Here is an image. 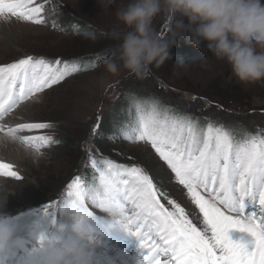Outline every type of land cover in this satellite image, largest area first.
I'll use <instances>...</instances> for the list:
<instances>
[{
	"label": "rangeland",
	"instance_id": "obj_1",
	"mask_svg": "<svg viewBox=\"0 0 264 264\" xmlns=\"http://www.w3.org/2000/svg\"><path fill=\"white\" fill-rule=\"evenodd\" d=\"M35 3L44 7L41 13L43 23L0 17V65L31 55L52 61L77 62L80 71L51 89H45L37 98L5 118L8 127L25 122L50 123V129L18 135L48 134L57 141L40 153L25 148L19 141L0 146V163L10 164L12 170L22 177L17 181L0 176V183L6 184L11 193L0 208V214L9 218L14 226L8 264H37L41 243L32 238L33 233L49 240L69 236L81 239L91 254L90 259L92 256L98 259L97 254L93 255L97 252L103 264H108V258L111 261L113 258L109 256L104 260L107 254L100 245L101 241L105 248L104 240L113 245L112 250L108 247L112 254L122 251L119 245L132 247V251L123 249L121 254L127 257L123 262L142 264L143 249L138 237L117 222L110 212L102 211L90 200L86 203L93 213L86 220L89 233L83 237L74 231L77 223L74 209L60 205L47 214L45 212L47 205L63 198L67 185L77 175L87 183H90L89 177L90 184L99 186V174L89 160V153L99 156L94 147L96 134L92 133L93 127L97 122L100 126L106 125L103 132V138H106L109 123L119 130L133 122L137 113L130 102L138 95H146L159 101V107L168 109L170 114L180 112L178 115H190L202 124L212 122L229 129L238 126L255 134L264 128V80L239 83L232 75L230 65L225 60L215 59L208 51L206 41L199 49L188 43V33L169 50L170 58L163 65H153L146 74L138 77L125 69L119 60L122 36L130 29L118 19L117 14L126 9L131 0H112L107 8L101 7L99 0H35ZM170 23L164 13L157 15L151 22L153 32L161 39L170 38ZM110 62L118 65L115 73L107 68ZM149 97L145 100L153 101ZM0 136L5 134L0 133ZM60 141H66V144ZM105 144L114 146L116 150L103 158L116 164L144 168L159 191L166 194V199L161 197L166 208L171 210L168 201H175L198 228L205 227L203 216L187 189L175 180V174L150 144L115 136ZM246 206L251 208V212L256 209L248 201ZM30 210L37 211L40 216L34 218L35 212ZM27 212L30 215L24 217ZM17 218L22 220L17 221ZM30 220L33 222L27 223ZM229 237L244 243L251 240L247 233L238 230H231ZM133 240L139 250L131 242ZM17 241L20 246H17ZM165 259L161 256V263Z\"/></svg>",
	"mask_w": 264,
	"mask_h": 264
},
{
	"label": "snow or ice",
	"instance_id": "obj_2",
	"mask_svg": "<svg viewBox=\"0 0 264 264\" xmlns=\"http://www.w3.org/2000/svg\"><path fill=\"white\" fill-rule=\"evenodd\" d=\"M43 10L35 0H0V17L40 24ZM78 71L77 62L31 55L0 65V133L36 153L57 143L48 134L18 135L50 129V123L8 127L5 118ZM132 105L137 118L119 128L120 134L131 142L151 145L175 180L187 189L205 227L198 228L175 201H168L171 210L166 208L161 203L166 194L144 168L116 164L91 153L89 160L99 174V186L75 176L63 198L46 206V214L63 205L76 211L78 229L87 227L86 220L93 213L86 203L90 200L138 237L142 264H161V256L166 257L163 264H264V128L251 134L170 114L155 101L133 99ZM99 127L97 122L94 135ZM0 176L22 179L5 163H0ZM246 201L256 207L250 216L245 215ZM231 230L247 233L251 240L233 241ZM45 239L40 237L41 247Z\"/></svg>",
	"mask_w": 264,
	"mask_h": 264
},
{
	"label": "clouds",
	"instance_id": "obj_3",
	"mask_svg": "<svg viewBox=\"0 0 264 264\" xmlns=\"http://www.w3.org/2000/svg\"><path fill=\"white\" fill-rule=\"evenodd\" d=\"M99 2L101 7L107 8L112 0ZM161 13L171 22L172 35L168 39H161L152 29L153 18ZM117 15L130 29L122 36L119 60L125 69L138 77L146 74L153 65H163L170 58L169 50L188 33V43L199 49L206 41L208 51L215 59L225 60L230 65L231 73L239 83L264 80L262 0H131ZM107 68L113 73L118 71L115 62L108 63ZM14 141L17 140L11 136H0V146ZM10 195L7 185L0 183V208ZM74 231L80 237L89 233L87 227H75ZM13 234L12 222L0 214V264L9 262V242ZM41 236L32 234L33 239L40 240ZM17 246H20L19 241ZM90 256L81 239L71 236L46 238L37 264H89Z\"/></svg>",
	"mask_w": 264,
	"mask_h": 264
},
{
	"label": "trees",
	"instance_id": "obj_4",
	"mask_svg": "<svg viewBox=\"0 0 264 264\" xmlns=\"http://www.w3.org/2000/svg\"><path fill=\"white\" fill-rule=\"evenodd\" d=\"M88 59H90V58H88ZM148 97L146 95H144V96L143 95H138V96H136V98H133V99L140 100V101H146L145 99H147ZM149 98L152 99L155 102H159V101H156L154 98H151V97H149ZM130 103L132 105V101ZM178 114H181V113L180 112H176V115H178ZM183 114H185V113H183ZM189 117H190V115H189ZM109 124H110L109 127H107V128H109L107 130L109 135L106 138H103V134H104L103 132H104V128L106 127V125H104V127H103V125H101L99 127V129H97V134L95 136V138H96L95 141L96 142L94 143L95 150H97V153H99V156H97V158H103L106 154H110V152L112 150H116V148L114 146L109 145V144H105V141L106 142L107 141L110 142L112 140L113 136H115L117 139H124V137H120L122 134H120L119 130H115L114 128H112L113 125H111V123H109ZM233 129H241V127L234 126ZM111 135H112V137H111ZM60 142H62L63 144H66L65 143L66 141H60ZM88 179L90 180L89 182L91 183V178L88 177ZM30 212H35L34 218H37L38 216H40L39 213H36L37 211L30 210ZM28 215H30L29 212H27V214H24V217H27Z\"/></svg>",
	"mask_w": 264,
	"mask_h": 264
},
{
	"label": "bare ground",
	"instance_id": "obj_5",
	"mask_svg": "<svg viewBox=\"0 0 264 264\" xmlns=\"http://www.w3.org/2000/svg\"><path fill=\"white\" fill-rule=\"evenodd\" d=\"M245 235V234H244ZM233 236H235V234H233ZM232 236V237H233ZM240 236V235H239ZM241 238V237H240ZM105 246L108 248L110 246H108L106 243H105ZM126 256L125 255H120L119 259L117 261H111L109 258H108V264H129V262H123V261H126ZM143 260V258H142ZM141 260V262H142ZM119 262V263H118ZM89 264H103L99 259H92L91 261L89 260Z\"/></svg>",
	"mask_w": 264,
	"mask_h": 264
}]
</instances>
